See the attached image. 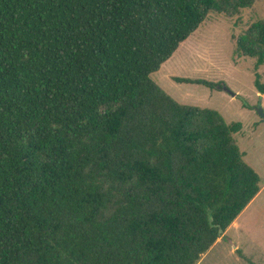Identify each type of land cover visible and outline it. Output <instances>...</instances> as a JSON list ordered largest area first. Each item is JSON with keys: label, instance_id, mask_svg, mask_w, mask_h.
<instances>
[{"label": "trees", "instance_id": "trees-1", "mask_svg": "<svg viewBox=\"0 0 264 264\" xmlns=\"http://www.w3.org/2000/svg\"><path fill=\"white\" fill-rule=\"evenodd\" d=\"M252 2L0 0V264L200 261L261 177L240 122L151 74L210 12ZM236 50L264 63V20Z\"/></svg>", "mask_w": 264, "mask_h": 264}, {"label": "rangeland", "instance_id": "rangeland-1", "mask_svg": "<svg viewBox=\"0 0 264 264\" xmlns=\"http://www.w3.org/2000/svg\"><path fill=\"white\" fill-rule=\"evenodd\" d=\"M257 20H264V0L234 13L210 12L151 74L179 103L215 109L227 122H240L238 146L261 177L259 193L197 264H264V94L254 85L256 75L264 84V63L255 68L254 57L236 50L238 39Z\"/></svg>", "mask_w": 264, "mask_h": 264}, {"label": "crops", "instance_id": "crops-1", "mask_svg": "<svg viewBox=\"0 0 264 264\" xmlns=\"http://www.w3.org/2000/svg\"><path fill=\"white\" fill-rule=\"evenodd\" d=\"M234 222H235V220L233 221V224H234ZM231 225H232V224H231ZM215 243H216V242H215ZM214 245H215V244H214ZM214 245H213V246H214ZM213 246H212V247H213ZM212 247H211V248H212Z\"/></svg>", "mask_w": 264, "mask_h": 264}, {"label": "water", "instance_id": "water-1", "mask_svg": "<svg viewBox=\"0 0 264 264\" xmlns=\"http://www.w3.org/2000/svg\"><path fill=\"white\" fill-rule=\"evenodd\" d=\"M226 90H227V89H226ZM228 92H229V90H228ZM231 95L234 96V93H231Z\"/></svg>", "mask_w": 264, "mask_h": 264}]
</instances>
